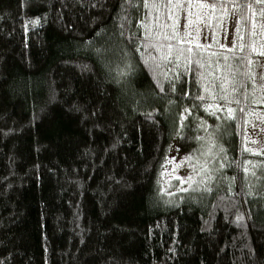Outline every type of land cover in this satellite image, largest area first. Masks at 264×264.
Wrapping results in <instances>:
<instances>
[{
	"label": "trees",
	"instance_id": "1",
	"mask_svg": "<svg viewBox=\"0 0 264 264\" xmlns=\"http://www.w3.org/2000/svg\"><path fill=\"white\" fill-rule=\"evenodd\" d=\"M173 13L167 0H0V264H264L244 78L224 183L160 188L174 140L194 147L183 122L212 113L201 59L157 60L158 43L188 49L165 39Z\"/></svg>",
	"mask_w": 264,
	"mask_h": 264
},
{
	"label": "rangeland",
	"instance_id": "2",
	"mask_svg": "<svg viewBox=\"0 0 264 264\" xmlns=\"http://www.w3.org/2000/svg\"><path fill=\"white\" fill-rule=\"evenodd\" d=\"M232 8L233 6L226 5L224 10L219 7L212 10L194 5L190 9H179L171 4V9L174 11L168 24L171 31L165 39L173 38L177 45L187 44L188 48L196 44L204 47L197 48L195 53H191L171 42L158 43L155 46L156 53L160 56L159 59L157 58L159 65L170 62L167 57H171L175 71L179 62L190 63L193 54L201 59L205 66L201 73L200 85L202 96L205 98L202 106L212 112L208 121L199 120V126L196 125V116L199 114L195 115L196 112L191 113L186 122H183L182 129L189 134L188 142L190 145L194 144V147L192 145L190 148H180L176 140L172 143L159 176L161 190L169 195L204 186L203 182L208 183V180L213 186L224 183L227 177V158L220 148H223L225 138L231 132V118L230 115L221 116L215 112L221 110L229 114L228 110L233 109V114L235 113L236 103L240 101L241 77L244 78L243 82L248 84L245 148L251 153L264 151V78H262L264 56L258 54L264 51V47H261L264 45V28L261 27L262 18L259 15L264 5L254 6L256 15L254 17L252 15L251 23L255 22L256 27L251 29L250 25L248 39H246L245 27L241 29L244 39L239 43L245 45L243 50L237 47L233 52H228L227 48L232 47V41L235 39L233 21L239 16V13H234ZM188 11L191 12L188 19L192 21V25L185 27L187 21L184 17ZM176 20H179L178 30H174ZM252 32H255L254 36ZM185 33L192 35L187 36ZM181 40L184 42H180ZM249 44H252L256 51H252L248 47ZM169 45H172L171 49ZM154 55L156 59L157 55ZM225 56L228 57L227 60L224 59ZM242 57H247L245 63ZM249 59L252 63L248 62ZM188 112L187 109L183 111V120ZM196 130L199 131L198 137ZM251 164L253 165L252 162L247 165L248 171L251 170ZM250 178L259 183V180L264 178V166L254 167Z\"/></svg>",
	"mask_w": 264,
	"mask_h": 264
},
{
	"label": "snow or ice",
	"instance_id": "3",
	"mask_svg": "<svg viewBox=\"0 0 264 264\" xmlns=\"http://www.w3.org/2000/svg\"><path fill=\"white\" fill-rule=\"evenodd\" d=\"M167 4H174L176 8L179 9H190L192 6H198L200 8H209L212 10H215L216 8H221V10H224L226 8L227 4H231L233 6L232 11L238 12L239 16L234 19L233 24H234V29H235V39L232 41V47L227 48L228 52H233L235 48L239 47L241 50L245 47L243 43H239L240 41H243L244 37L242 35L241 29L244 26V21H245V16H244V11L247 10H252V15L253 17L256 15L254 6L259 4V5H264V0H245L244 3H241V0H167ZM167 6V5H166ZM191 15V12L188 11L187 15L184 17L185 20L187 21V24L185 27H190L192 25V21L188 19V16ZM260 17L262 18L261 21V27L264 28V8L260 9L259 12ZM171 18V17H170ZM180 27L179 25V20H176L175 22V29L178 30ZM256 27V23L252 22L251 23V29H254ZM250 29V31H251ZM187 36H191V33H185ZM252 35H255V32H252ZM180 42H184L181 40ZM172 45H169V48L171 49ZM197 48L204 47L203 45L196 44ZM223 47V46H222ZM248 47L252 49V51H256V48L252 45L249 44ZM261 47H264V45H261ZM192 48L189 47L187 49L188 52H192ZM259 55L264 56V51L258 53ZM225 60L228 59L227 56L224 57ZM242 59H247V57L242 58ZM249 63H252V61L249 59ZM264 78V77H262ZM207 90V89H206ZM203 99V97H201ZM239 103V101H237ZM229 115L232 116L234 110L229 109ZM240 111H244L243 109H240Z\"/></svg>",
	"mask_w": 264,
	"mask_h": 264
}]
</instances>
